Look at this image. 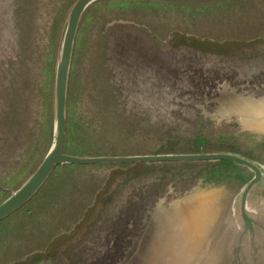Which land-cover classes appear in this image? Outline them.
Returning <instances> with one entry per match:
<instances>
[{
    "label": "rangeland",
    "instance_id": "rangeland-1",
    "mask_svg": "<svg viewBox=\"0 0 264 264\" xmlns=\"http://www.w3.org/2000/svg\"><path fill=\"white\" fill-rule=\"evenodd\" d=\"M73 1L28 0L26 29L21 18L25 0L23 3L0 0V203L35 172L50 148L54 122L52 63L58 56ZM125 2L131 3L128 6ZM89 14L81 27L71 68L67 106L69 155L153 154L146 148H154L169 138L181 140L182 134L176 129H164L162 120L173 122L172 108L184 114L189 112L194 95H174V90L165 100L166 93L162 94L154 81L165 82L170 77L185 82L200 81L205 73L236 84L249 81L252 83L246 86L247 90L259 88L264 92V39L251 46L243 44L264 37V0L192 4L184 0H121L119 4H98ZM120 23L127 24L125 33L130 37V51L123 56L126 61L122 63L112 54L121 48L111 47L116 33L111 27ZM136 38L140 40L138 45L131 42ZM171 67L177 73H172ZM110 87L115 98L102 92ZM4 95L10 97L7 104L10 107L6 106ZM171 97H175L172 106ZM240 108L247 114L259 115L264 111V102L242 103ZM114 114L118 122L103 128L104 121ZM130 114L145 119L142 124L147 127V121L158 124V133L152 131L151 138L143 129L125 122L123 118L131 120ZM231 129L233 125L213 131L205 129L207 142L199 153H233L264 166L263 152L245 139L243 133L231 137ZM182 144L185 146L184 139ZM189 145L193 147L195 143L190 141ZM108 165L117 164H103L90 170H63V174L59 171L46 191L53 197L48 199L44 194L15 216L18 220L0 230V264L44 250L39 240L43 243L57 230L59 235L66 234L58 241L63 264H83L85 259L114 255L113 249L107 251L111 247L110 233L113 234L111 230L117 226L119 221H115L122 210L128 214L125 221L129 224V218L138 214L135 211L144 208L140 206L144 204L143 197L154 203L168 193L159 190L162 182L179 185L182 192L195 179L219 166L200 161L192 166L161 163L154 168L135 166L116 170V166ZM106 180L110 188L90 206L88 191L93 186H103ZM221 186L214 179L205 186L201 184L180 203H157L143 233L120 264H203L207 248L230 205V195L220 191ZM136 197L142 200L135 201ZM78 206L80 213L76 212ZM261 207L264 209V202ZM33 208V217L22 221L21 215ZM61 209L67 215L64 226H69L64 229L56 224ZM246 211L264 226V212L249 206ZM72 217L81 221L79 227L71 223ZM126 231L131 233L132 229ZM136 232L137 229L133 230V234ZM258 237H264V232L256 235L257 241ZM117 257L116 254L114 259Z\"/></svg>",
    "mask_w": 264,
    "mask_h": 264
},
{
    "label": "water",
    "instance_id": "water-1",
    "mask_svg": "<svg viewBox=\"0 0 264 264\" xmlns=\"http://www.w3.org/2000/svg\"><path fill=\"white\" fill-rule=\"evenodd\" d=\"M98 1L76 0L70 9L64 24L55 66L54 122L50 137V148L35 172L16 192L0 203V221L24 206L43 187L54 170L65 164L215 162L219 164L218 167L195 179L192 186L183 187L185 189L182 192L179 185L169 184L165 189L164 187L162 189L163 192H168L164 194V197L159 196L154 203L153 200L152 203L145 200L144 204L140 205L144 208L141 211H135L138 214L133 218H129L131 223L127 224L125 219L128 217V214L124 216L122 212L115 221H119L117 226L115 225L111 231L116 233V230L122 229V240L119 241L116 238L113 245H124L119 252H114V256L117 254L118 257L116 260L114 259L112 264H120L126 259L129 248L143 233L145 224L151 218V212L157 203H180V201L194 193L195 189L201 186V184L205 186L214 179L222 184L219 187L220 191L223 190L229 193L230 205L222 220V224L217 228L215 238L207 248V256L204 258L203 264H264V237H258L259 240H256V235L258 236L259 233L264 232V226L246 211V207L249 206L259 212H264V209L261 207V203L264 202V186H261L264 182V166H261L259 163L250 160L248 157L233 153L146 154L130 156H75L64 153L68 85L75 41L85 12ZM172 69L174 68L171 67ZM221 83L218 89L212 90L210 95L206 94L203 100L193 93L195 96H193L194 104L196 102V107H193V110L196 114L202 115L203 121L207 125L206 129L213 131L224 126L233 125L234 129H231V137H237L243 133L245 139L249 140L255 148L261 150L264 154V111L259 115H255L247 114L246 111L240 108L242 103L252 104L256 101L263 103L264 92H261L259 88L256 91L247 90L246 86L249 87L251 85L249 81L234 84L229 80H223ZM193 92H195L194 89ZM224 122L227 124H223ZM219 138L220 140H224L222 136ZM225 138L227 141L230 140L227 137ZM169 196L170 198H168ZM153 198L155 199V197ZM219 200H223V198L219 197ZM131 206L132 204L129 207ZM131 210L133 212L132 207ZM127 228L132 229L131 233L126 231ZM136 229L137 232L133 234V230Z\"/></svg>",
    "mask_w": 264,
    "mask_h": 264
},
{
    "label": "trees",
    "instance_id": "trees-1",
    "mask_svg": "<svg viewBox=\"0 0 264 264\" xmlns=\"http://www.w3.org/2000/svg\"><path fill=\"white\" fill-rule=\"evenodd\" d=\"M135 1V0H134ZM142 1H146V0H142ZM164 1V0H162ZM171 1H179V0H171ZM187 1L189 3H199V2H203V3H218V2H224L227 0H184ZM24 0H22L21 3H23ZM74 3L76 2V0L73 1ZM112 2H116L119 4V2H121V0H99L98 2H95L93 5H91L88 10L85 12L82 21L80 23L79 29H78V33H77V37H76V41H75V46H74V51H73V58H72V66H73V61H74V55H75V51L79 45V37H80V33H81V27L83 25V22L85 19H88L90 16V10H92V8L98 4L101 3H112ZM123 2V1H122ZM73 3V4H74ZM127 3V5L129 6V4L131 2H125ZM72 4V6H73ZM25 5H26V9L23 10L22 14H21V18H22V22L25 25V28L27 29V19H28V0H25ZM89 16V17H88ZM113 30H115L116 33H118V36L113 37V41L111 44V47H117V48H121L120 51L119 50H114L112 52V54L116 57V59L119 62H124L126 61L125 58H123V56L125 54H127L128 51H130V41L129 38L127 36V34L125 33L126 28H127V24L124 23H120V24H116L115 26L111 27ZM175 33V32H173ZM27 34V33H25ZM172 36V35H171ZM137 39V38H136ZM133 40L131 41L132 43L138 45V41H140L139 39L137 40ZM264 37H260V38H256L253 40H248L245 41L243 44H248L249 46H251L253 43L255 42H261V40H263ZM229 44H233V41L228 42ZM121 50H123V52H121ZM51 59V57H50ZM56 59L54 60V62L52 63V77L55 79V66H56ZM72 68V67H71ZM172 73H177L176 70H171ZM199 73H201L199 71ZM203 79L200 81L197 80H192L190 83L187 82H183V81H179V78H167L165 79V82H160V81H154V86H158L161 91L162 94L166 93L164 98L165 100H167V97L170 94L174 95H179L182 96L185 93H195L198 98L201 97L200 99L203 100L204 96L206 94L210 95L211 91L214 89H218L219 86L222 84L221 82L224 79H220L217 77H208L207 74H203ZM70 78L72 79V74L70 73ZM69 78V85H68V99H67V106L69 103V99H70V90H71V80ZM170 79V80H169ZM252 83V82H251ZM108 84V83H107ZM235 84V83H234ZM241 84V83H239ZM147 86H149V84L147 83ZM193 89L195 92H193ZM209 89V90H206ZM175 90V91H174ZM171 91H174L173 93H169ZM103 93H110L114 98L115 95L112 91V87L109 88V90H102ZM194 96V97H195ZM114 98H112L113 102H114ZM172 99L170 100V104L169 105H173L171 102L175 101V97H171ZM193 98V97H192ZM120 101V100H119ZM117 102V100H116ZM193 107H196V102L194 104V100H193V104L192 107L190 108L189 112L181 113L179 111H175V108H172L174 113L171 112V114H175L173 117V122H164L163 121V126L164 129H176L177 132H180L182 134L181 140L177 141H170L172 140V138H169L168 140H164L165 142H163L162 144H157L154 148H150V146L148 148H146V150H148V153H153V154H172V153H192V152H201V150L203 149L202 147L204 146L205 142H207V138L204 135L205 129H206V123L203 121L202 115L199 113H195V111L193 110ZM170 114V113H168ZM119 115V114H118ZM201 115V116H200ZM128 117L131 118V120H129L128 118H123L125 120V122L128 120V123H131L134 125L135 128H137L138 130L143 129L145 132H147L149 134V137L153 138V134H156L160 129V126L158 124H151L147 121V124L149 125V127L143 125L142 123L145 121L144 120H140L137 118V116L135 114H130L128 115ZM151 119V116H150ZM167 119H171V118H167ZM176 119V120H175ZM155 120H160V119H155ZM141 121V122H140ZM113 122L116 124L118 122V116L117 114H114L112 117L106 119L103 123V128L106 127L109 124H113ZM115 126V125H114ZM68 127H69V117H68V108H67V125H66V134H65V144H64V153L67 154V147H68V140H69V134H68ZM115 130L117 129V126H115ZM118 128H120L118 126ZM155 130V131H154ZM153 131V134H152ZM164 136H168V134H165ZM174 137H178V136H174ZM184 139V143L185 146L182 144L183 143V139ZM177 139V138H175ZM190 141H193L195 143V145L193 147H191L189 145ZM201 147V148H199ZM74 155V154H72ZM146 155V154H145ZM75 156H106V155H84V154H76ZM113 156H117V155H113ZM197 161H181V162H164L162 163L163 165H177L178 163L180 164H184V165H194V163H196ZM200 162V161H199ZM158 164L161 163H132V164H117V165H108V166H116L117 169H123L124 167H127V169H131L135 166H139V167H157L160 166ZM101 165H71V164H65L62 166L57 167L54 172L52 173V175L50 176V178L47 180V182L43 185V187L37 192V194L31 198L24 206H22L19 210H17L16 212H14L13 214H11L10 216L6 217L5 219L0 221V230H2V228H8L9 224L12 222H15L16 218L18 214H20L21 211H23L25 208H27L28 206L31 207V203L33 201H35L36 199L39 200L41 197H43L44 194H47V198L49 199L50 197H53V194H51V192H46L48 190V186L50 184V182L52 181L53 177H56V174L60 171V173H64V171L66 172H71L74 170H83V169H91V168H97ZM107 165V164H105ZM64 170V171H63ZM96 170V169H95ZM92 170V171H95ZM108 180V179H107ZM107 180L104 182V185L101 187H96L93 186L91 188V190L88 191V195L89 198H91V200H89V204L90 206H93V202L94 200H96L95 198H97L98 196H101L102 194H104L109 188L110 185H108ZM63 181V180H61ZM94 183V182H93ZM97 183V182H95ZM168 184H163V182L159 185V190L161 191L164 187V189L169 185ZM165 185V186H164ZM97 188V189H96ZM157 188V189H158ZM46 192V193H45ZM159 192V191H158ZM156 192V193H158ZM155 196V195H153ZM46 198V197H45ZM135 201H141L142 198H134ZM145 197H143V201H145ZM83 205V204H81ZM80 206H78L77 209V213H80ZM64 209V208H63ZM61 209L59 211V215H58V220H56V224L61 228L64 229V227H69V226H64L65 224V217H67V215L65 214V212ZM91 209V207L89 208ZM88 209V210H89ZM93 211V210H92ZM90 211V212H92ZM33 212H34V208L33 209H28L27 212H24L21 217H22V221H25L26 218H31L33 217ZM121 212H123L122 214L125 216V212L124 210H122ZM9 222V223H8ZM71 223L75 224V227H79L81 224V221L78 222L77 217H72L71 219ZM63 224V225H62ZM52 231V230H50ZM51 235L43 241V243H41V240H39V245L42 246L44 245V250L42 251H32L30 253L27 254L25 259H22V257H17L16 259L12 260L10 263L8 264H63L65 262L64 257L61 253V245L59 244V239L61 238L62 235H66V234H60L59 235V230L50 233ZM111 240H109V246L111 245V247L109 248V250L107 251H112L111 249H113L115 252H119L123 245H113L115 242V239L117 238V240L121 241L122 240V229H120L119 233L116 235L115 232H113V234H111ZM45 236H48V232L46 231ZM50 238V239H49ZM49 239V240H48ZM27 247V245H26ZM38 250V249H36ZM11 254H13V251L9 252ZM57 253V254H56ZM25 254V253H24ZM93 258V257H92ZM92 258L90 259H85L83 264H96L97 262L99 264H112L114 261L115 256L113 255H102L100 257H97L99 259H94L92 260Z\"/></svg>",
    "mask_w": 264,
    "mask_h": 264
},
{
    "label": "flooded vegetation",
    "instance_id": "flooded-vegetation-1",
    "mask_svg": "<svg viewBox=\"0 0 264 264\" xmlns=\"http://www.w3.org/2000/svg\"><path fill=\"white\" fill-rule=\"evenodd\" d=\"M4 99H5V104L7 107H10L8 106L7 104L9 103V100H10V97L8 95H4ZM15 107V106H14ZM10 109V108H9Z\"/></svg>",
    "mask_w": 264,
    "mask_h": 264
}]
</instances>
